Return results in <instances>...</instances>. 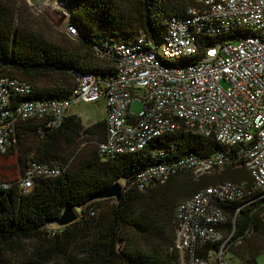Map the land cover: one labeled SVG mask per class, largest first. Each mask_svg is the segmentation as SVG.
<instances>
[{
    "label": "trees",
    "instance_id": "1",
    "mask_svg": "<svg viewBox=\"0 0 264 264\" xmlns=\"http://www.w3.org/2000/svg\"><path fill=\"white\" fill-rule=\"evenodd\" d=\"M61 1L68 4L69 20L78 28L74 37L77 45L70 48L16 24L9 17L6 2L0 0V76L29 82L34 88L31 96H16L17 101L68 98L77 85L74 72H92L100 77L112 73L113 61L96 55V43L104 49V45L128 43L142 33L161 36L169 18H184L194 5L191 0ZM224 37L200 35L199 40L206 48ZM92 58L105 66L99 68ZM38 126L43 125L36 119L20 124L15 143L0 157L16 155L18 146L32 138L34 148H23L19 155L21 175L30 162L54 164L62 172L55 177L36 178L27 192L17 181H11L10 188L0 189V264H179L175 212L180 200L224 181L250 184L244 168L227 166L214 176L194 179L188 173L178 174L165 185L139 191L130 186V181L163 159L153 157L149 150L102 157L98 145L106 139L105 119L84 127L78 116L67 113L58 128L38 130ZM157 144L174 146L172 155L176 157H208L220 147L211 139L182 130ZM118 179L125 181L119 202L88 201ZM241 203L222 206L226 219L220 230L226 238L231 236L224 249L230 259H239L238 264H261L257 254L264 249L255 246L257 238L264 237V207L253 202L239 208ZM67 205L81 210V219L64 228H49V222ZM238 240L240 243H236ZM236 244L244 245L241 251L231 249ZM219 250V244L206 245L196 254L212 257Z\"/></svg>",
    "mask_w": 264,
    "mask_h": 264
},
{
    "label": "built area",
    "instance_id": "2",
    "mask_svg": "<svg viewBox=\"0 0 264 264\" xmlns=\"http://www.w3.org/2000/svg\"><path fill=\"white\" fill-rule=\"evenodd\" d=\"M191 1L194 5L186 16L169 18L161 36L142 33L104 49L96 43V55L113 61L112 73L100 77L74 72L77 85L66 99L17 101L16 96L32 95V84L0 76V156L15 143L20 124L36 119L43 125L38 130L55 129L71 106L103 97L106 139L98 145L99 154L109 159L149 150L163 159L130 181L139 191L165 185L178 174L199 179L227 166L244 168L250 184L224 181L208 186L176 208L179 264H212L211 255L201 257L196 252L219 244L221 259L231 237L220 230L226 219L222 206L230 202H242L239 208L248 202L264 205V0ZM63 4L68 33L75 37L78 28L69 20L68 4ZM200 35L225 37L202 48ZM186 58L196 60L185 62ZM135 101L143 105L138 114L129 111ZM180 130L211 139L220 147L208 157H176L174 146L157 144ZM61 172L54 164L30 162L17 182L27 192L36 178ZM11 185L0 182V189Z\"/></svg>",
    "mask_w": 264,
    "mask_h": 264
},
{
    "label": "rangeland",
    "instance_id": "3",
    "mask_svg": "<svg viewBox=\"0 0 264 264\" xmlns=\"http://www.w3.org/2000/svg\"><path fill=\"white\" fill-rule=\"evenodd\" d=\"M7 4V8L10 10V19L15 21L21 27L29 28L33 32L38 33L42 37L64 46L70 48L71 46H76V41L74 37L69 35L67 25V11L61 0H3ZM157 43L160 42L157 40ZM93 63L99 68L104 67L105 64L96 61L92 58ZM224 86H226L223 83ZM142 103L135 101L130 106V113L138 114L142 110ZM69 115L78 116L84 127H88L98 121L105 119L106 116V101L102 97L97 102H83L71 106L68 109ZM24 146H18L19 151L16 155H9L7 157H0V182H11L18 181L21 177V168L19 166V155L22 153L23 148L27 151H31L34 148V141L32 138L24 142ZM82 147V146H81ZM22 150V151H21ZM32 155V154H31ZM30 155V156H31ZM223 169V168H222ZM220 170V169H218ZM218 170L213 171L211 174L217 175ZM186 174V173H185ZM117 182L124 188V181L118 179ZM182 201V200H180ZM179 201V202H180ZM178 202V203H179ZM80 220L82 217L81 210L78 212ZM76 221V222H77ZM51 229H58L60 226L57 224L48 225ZM258 244L256 243V248L264 249V237L257 238ZM28 242L25 246H28ZM243 244L238 246L231 245L233 251H241ZM249 248V246H247ZM225 250V249H224ZM223 250V255L220 259L219 252H216L212 256V264H234L232 260L229 259V253ZM229 250V249H228ZM224 259L226 261H224ZM257 260L259 263L264 264V253L257 254ZM230 261V262H229Z\"/></svg>",
    "mask_w": 264,
    "mask_h": 264
},
{
    "label": "water",
    "instance_id": "4",
    "mask_svg": "<svg viewBox=\"0 0 264 264\" xmlns=\"http://www.w3.org/2000/svg\"><path fill=\"white\" fill-rule=\"evenodd\" d=\"M123 194V187L118 182H115L109 188L92 195L88 201L92 202L106 199H114L116 202H119L123 198ZM78 212H80L78 208L67 205L62 210L60 216L54 219L53 221L49 222V225L57 224L60 226L59 228L69 226L75 223L79 218Z\"/></svg>",
    "mask_w": 264,
    "mask_h": 264
},
{
    "label": "crops",
    "instance_id": "5",
    "mask_svg": "<svg viewBox=\"0 0 264 264\" xmlns=\"http://www.w3.org/2000/svg\"><path fill=\"white\" fill-rule=\"evenodd\" d=\"M248 202V199L245 201V203H247ZM253 203V202H252ZM252 203H249L248 202V204L250 205V204H252ZM255 203V202H254ZM259 206H262V207H264V205L263 204H261V203H258V202H256ZM264 215V213L262 214V218L264 217L263 216ZM215 255V254H214ZM230 257H231V255H230ZM230 259V258H229ZM230 260H232L233 262H234V264H238L239 263V259L237 258V257H235V256H232L231 257V259ZM230 262V261H229Z\"/></svg>",
    "mask_w": 264,
    "mask_h": 264
}]
</instances>
